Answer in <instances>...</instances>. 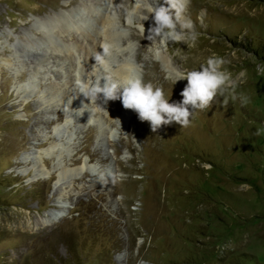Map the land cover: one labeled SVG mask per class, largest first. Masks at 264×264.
Returning a JSON list of instances; mask_svg holds the SVG:
<instances>
[{"label": "rangeland", "instance_id": "obj_1", "mask_svg": "<svg viewBox=\"0 0 264 264\" xmlns=\"http://www.w3.org/2000/svg\"><path fill=\"white\" fill-rule=\"evenodd\" d=\"M134 2L0 0V264H264V1L191 0L200 35L166 45L169 64L128 22ZM61 12L84 27L54 28L50 44L39 21ZM103 43L110 55L95 65ZM210 56L245 72L235 92L249 103L217 97L184 128L153 132L120 100L88 104L77 88L120 81L131 62L178 101L187 80L172 74Z\"/></svg>", "mask_w": 264, "mask_h": 264}, {"label": "clouds", "instance_id": "obj_2", "mask_svg": "<svg viewBox=\"0 0 264 264\" xmlns=\"http://www.w3.org/2000/svg\"><path fill=\"white\" fill-rule=\"evenodd\" d=\"M191 0H135L129 11L127 20L144 34L150 43L146 45L153 55V59L160 60L167 51L169 43L184 44L188 48L195 46L200 35L195 30L194 22L187 16ZM200 17H198L199 19ZM151 23L145 36V21ZM110 55V46L104 44L94 56L95 64L103 66ZM224 59L219 56H210L199 69L175 71L172 74L173 83L187 80V84L180 92L182 99L171 101L165 96L164 90L145 82L142 76L129 72L122 80H112L107 75L95 80L78 81L77 88L83 97L91 104L102 100L106 103L111 100H120L125 109L133 110L140 121H147L153 132H157L164 125L176 123L181 128L188 127L200 110L209 107L217 97H223L222 104L226 105L229 98L239 99L242 105L249 103L250 98L235 90L238 81L245 76L242 70L235 77L225 70L222 65ZM264 71V67H258ZM172 97V96H171ZM85 103H83L84 106ZM261 129H257L259 135ZM204 168H211V164L204 163ZM139 264H147L139 261Z\"/></svg>", "mask_w": 264, "mask_h": 264}, {"label": "bare ground", "instance_id": "obj_3", "mask_svg": "<svg viewBox=\"0 0 264 264\" xmlns=\"http://www.w3.org/2000/svg\"><path fill=\"white\" fill-rule=\"evenodd\" d=\"M68 4V3H67ZM64 6H67L66 4L64 5ZM91 9H89V7H85V10H84V13L86 12V13H90L91 11H90ZM94 11V10H93ZM92 11V12H93ZM95 12V11H94ZM93 12V13H94ZM54 14V13H53ZM96 14V13H95ZM105 15V14H104ZM104 15H103V17H102V19L104 18L105 19V17H104ZM83 16V15H82ZM71 17H73L72 16V14H69V13H67V12H61V13H55L54 15H51V14H47V15H45L44 16V18L41 20V21H39L42 25V28H44V30H46L47 31V33H48V42L50 43V44H54L55 42V36L54 35H52V34H49V33H52V30L54 29V28H56L57 30L59 29L61 32V34H65V33H67V32H69L71 29H72V27L73 26H75L76 24L79 26V28L80 29H83V27H82V25H80V24H78V22H76L75 23V20H74V22H73V20L71 19ZM101 18V17H100ZM113 17L112 16H110V15H108L107 16V18L105 19L106 20V24L107 25H109L108 27H109V30L108 31H106V32H103L104 33V35H105V38L107 39V43H109L110 41H115L116 39H117V37H118V34H117V32L116 31H113L112 29V23H113V19H112ZM93 20V19H92ZM102 21H104V20H102ZM82 22V21H81ZM146 23H151L152 21H151V19L149 20V21H145ZM89 23L90 24H92L90 21H89ZM104 23V22H103ZM82 24V23H81ZM88 24V23H87ZM149 24L146 26V30L148 29V26H149ZM76 25V26H77ZM55 31V30H54ZM102 32V31H101ZM53 34H55V33H53ZM102 34V33H101ZM103 36V35H102ZM105 42V41H104ZM116 42V41H115ZM34 44L35 43H33L32 41L31 42H27L26 44H22L21 43V49L20 50H22V52H26L25 51V49H27V48H31L32 46H34ZM104 44V43H103ZM77 46V45H76ZM76 46H72V45H66V46H62L61 48L59 47V45L56 43V45H53V47H52V49H51V47H50V49L51 50H53V51H55V52H60V53H64V54H67V53H72V52H74V50H76V49H78V47H76ZM110 46V45H109ZM19 51V50H18ZM30 51V50H29ZM20 52V51H19ZM53 53V52H52ZM93 54V53H92ZM90 55V54H89ZM93 56V57H92ZM90 55L89 57H92L93 58V61L92 62H94V56H95V54H93V55ZM167 56H168V53H167V51L165 52V53H163L162 54V59H163V61L164 62H166V63H168L169 64V62H168V60H167ZM89 61V60H88ZM95 63V62H94ZM127 63V65H123L124 67V69H125V71L123 70V68H122V72H124L126 75L129 73V72H131L132 71V69H133V63H131V62H126ZM96 65V64H95ZM94 65V66H95ZM98 67V66H97ZM97 69V68H96ZM124 73H122V75L124 74ZM124 74V75H125ZM125 75V76H126ZM54 90V89H53ZM53 147H55V146H52L51 148V150L52 151H54L55 150V148H53ZM23 160H25L24 162H29L30 161V157L29 156H26V157H24V159ZM33 163H36L35 161L33 162ZM49 217H50V215L49 216H46V217H44L42 220V222L45 224L46 222H48V219H49ZM58 216L56 215L55 216V214H54V219H56Z\"/></svg>", "mask_w": 264, "mask_h": 264}, {"label": "trees", "instance_id": "obj_4", "mask_svg": "<svg viewBox=\"0 0 264 264\" xmlns=\"http://www.w3.org/2000/svg\"><path fill=\"white\" fill-rule=\"evenodd\" d=\"M264 1V0H263Z\"/></svg>", "mask_w": 264, "mask_h": 264}]
</instances>
